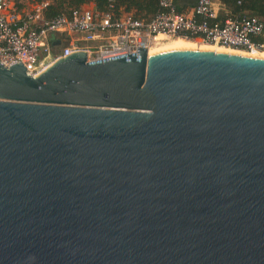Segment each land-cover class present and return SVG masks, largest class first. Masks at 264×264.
<instances>
[{"label":"water","instance_id":"95a60500","mask_svg":"<svg viewBox=\"0 0 264 264\" xmlns=\"http://www.w3.org/2000/svg\"><path fill=\"white\" fill-rule=\"evenodd\" d=\"M24 71L0 64V264H264V59Z\"/></svg>","mask_w":264,"mask_h":264},{"label":"built area","instance_id":"2783aa9c","mask_svg":"<svg viewBox=\"0 0 264 264\" xmlns=\"http://www.w3.org/2000/svg\"><path fill=\"white\" fill-rule=\"evenodd\" d=\"M50 4L49 0H0L2 67L18 62L33 77L73 52H84L87 63L136 54V47L147 50L158 35L229 50H263L253 41L262 32L261 20L245 13L229 17L217 0H195L182 12L176 10L174 0H156L150 16H134L114 0H106L101 11L91 0L53 15Z\"/></svg>","mask_w":264,"mask_h":264},{"label":"trees","instance_id":"16d2710c","mask_svg":"<svg viewBox=\"0 0 264 264\" xmlns=\"http://www.w3.org/2000/svg\"><path fill=\"white\" fill-rule=\"evenodd\" d=\"M51 2L49 13L51 15L57 13L67 12L69 9L77 8L83 3L91 0H49ZM96 8L101 11L105 7L106 0H92ZM117 5L123 7L124 11H131L134 16H147L152 15L156 11V0H114ZM224 8L229 17L239 15L242 13L248 16H254L261 20L263 28L259 36L255 37L253 41L263 45L264 50V0H240V4L236 5L238 0H217ZM176 10L182 12L187 10L193 4L192 2L188 7L181 8L176 5Z\"/></svg>","mask_w":264,"mask_h":264},{"label":"bare ground","instance_id":"6f19581e","mask_svg":"<svg viewBox=\"0 0 264 264\" xmlns=\"http://www.w3.org/2000/svg\"><path fill=\"white\" fill-rule=\"evenodd\" d=\"M165 38L166 37H163L160 35L156 36L154 39V43H152L146 50L147 55H148V52L150 51L158 50V49L165 48V47H190V48L220 51V52H226V53H232V54H238V55H243V56H248V57L264 59V54L260 55L257 52L229 50V49H225L219 46L203 43L198 40H185L179 37L173 38V39H165ZM262 51L264 50H261L258 52H262Z\"/></svg>","mask_w":264,"mask_h":264},{"label":"crops","instance_id":"0c3cea01","mask_svg":"<svg viewBox=\"0 0 264 264\" xmlns=\"http://www.w3.org/2000/svg\"><path fill=\"white\" fill-rule=\"evenodd\" d=\"M190 3H192V2L189 0H176V5L181 7V8L188 7Z\"/></svg>","mask_w":264,"mask_h":264},{"label":"rangeland","instance_id":"374dc122","mask_svg":"<svg viewBox=\"0 0 264 264\" xmlns=\"http://www.w3.org/2000/svg\"><path fill=\"white\" fill-rule=\"evenodd\" d=\"M193 1H195V0H191V2H193ZM165 39H173V38H165ZM154 43V42H153ZM258 54H260V55H263L264 54V51H262V52H257Z\"/></svg>","mask_w":264,"mask_h":264},{"label":"flooded vegetation","instance_id":"af4514ba","mask_svg":"<svg viewBox=\"0 0 264 264\" xmlns=\"http://www.w3.org/2000/svg\"><path fill=\"white\" fill-rule=\"evenodd\" d=\"M189 1H191V0H189Z\"/></svg>","mask_w":264,"mask_h":264}]
</instances>
